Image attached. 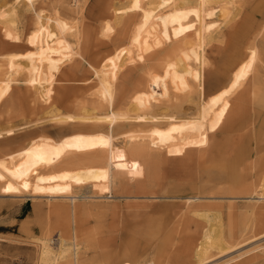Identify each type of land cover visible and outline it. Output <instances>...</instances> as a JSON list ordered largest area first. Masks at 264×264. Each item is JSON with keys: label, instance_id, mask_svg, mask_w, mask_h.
Returning <instances> with one entry per match:
<instances>
[{"label": "rangeland", "instance_id": "374dc122", "mask_svg": "<svg viewBox=\"0 0 264 264\" xmlns=\"http://www.w3.org/2000/svg\"><path fill=\"white\" fill-rule=\"evenodd\" d=\"M13 1L0 0V85L10 76L13 79L11 90L0 102V132L4 130L5 134L9 128L15 132L0 135V154L18 151L41 135L60 139L80 132L76 122L58 118L79 114L80 102H86L89 108L91 102L101 101L96 71L120 48L133 47L130 41L142 20V9H131L133 0H34L33 5ZM176 2L178 7L199 3ZM142 6L152 7L150 0H143ZM222 6L215 1L207 5L218 13L209 19L216 21V31L206 33L205 46L200 50L206 63L189 62L200 72L203 69L201 79L187 75V90L172 89L170 98L154 102L158 106H153L148 118L139 123L117 119L111 130L108 122L84 130L112 134L115 139L110 154L106 150L77 154L58 164L55 172L67 171L65 181L72 188L65 195H78L75 200L69 196L27 195L10 181L0 183V264H46L42 252L45 243L57 258L50 264H121L126 260L133 264H178L170 259L177 252L172 251L188 245L192 249L190 255L181 254L182 258L188 257L182 264H194V252L212 241L210 235L230 244L242 239L240 227L249 225L255 212L264 211V170L260 165L264 157V104L260 101L264 91V0H235L227 17L220 16ZM38 13H44V20L47 16L61 18L73 26L67 34L73 55L56 73L50 99L44 95V88L28 83L25 67L18 73L7 67L12 53L35 49L28 37L36 27ZM194 18L192 15L187 22L198 26ZM51 27L57 30L54 23ZM7 28L14 30L19 40L8 38ZM194 35L192 29L181 37L163 38L165 41L153 46L143 59L124 58L115 81L118 102L113 108L101 106L96 114L127 113L123 99L148 87L154 74L162 76L164 65L173 58L180 59L185 40ZM253 47L261 57L245 82L228 97L230 109L220 127L208 132L205 144L190 147L183 155H169L157 147L140 148L149 145L153 126L164 128L170 120L180 122L197 116L202 102L229 84L234 70ZM25 60L16 62L26 65ZM180 65L187 63L182 61ZM48 107H58L59 113ZM241 148L246 156L231 167L229 161ZM156 153L162 158L154 157ZM59 176L41 180L50 183L59 181ZM167 236L171 245L166 256L160 258L158 247ZM260 237L258 234L248 239L246 246L219 254L213 249V257L205 264H264V236ZM130 253L133 255L128 256Z\"/></svg>", "mask_w": 264, "mask_h": 264}, {"label": "bare ground", "instance_id": "6f19581e", "mask_svg": "<svg viewBox=\"0 0 264 264\" xmlns=\"http://www.w3.org/2000/svg\"><path fill=\"white\" fill-rule=\"evenodd\" d=\"M23 1L31 5L34 4V0H23ZM212 1L223 3V6L221 7L222 9L220 16L227 17L230 13L231 4L235 0H198L199 3H197L198 5L195 7H185V6L178 7L176 0H150V4L152 5V7L150 8L149 7L144 8L142 6L143 0H133V3L131 4L132 5L131 9L132 10L142 9V16H141L142 20L136 32L132 36V40L130 41L131 42L130 46L133 47L126 48L127 47L126 46L120 48L113 55H110L107 58H105L101 64V68L96 71V75L98 77V92H99L98 94L100 96L101 101L96 100L94 102H91V107L89 108L86 102H80L78 104V107L80 109L79 114H70L67 115L66 118H58L59 121H61V119L62 120L64 119L65 121L76 122L74 125L82 130L80 132L63 136L60 139H55L51 136L41 135L34 139H31L26 146L22 144L24 147L20 150L17 149L18 151L9 154H0L1 156L0 183L3 184V183H7V181H10L13 184V186L15 184L16 186L20 187L22 191H25L27 193V195H39V196L47 195L49 197L69 196L72 200H75V198L78 195L75 194L65 195L72 188H70V184L67 183V181H65L68 179L67 171L55 172V169H57L58 164L63 162L65 158H69L72 157V155L74 156L77 154L83 155L93 151L97 152V151H105V150L110 154V152L113 151V142L115 139V137L112 134H107L104 132H86L84 130L96 128L97 126L100 127L101 124L98 123H102V122H108L109 128L111 130L113 129L112 123L116 122L117 119H128L130 123L131 122L139 123L141 120L144 119V117H147L146 115L150 114V112L153 109V106H158L155 105L154 102L160 101L161 98H165L166 100L170 98L172 89L187 90L186 88H188L190 85L187 75H193L195 80L201 79V72L203 69L200 72V70L191 66L189 62L191 60H194L199 62L201 65H204L206 63V60L203 57L204 52L202 51L203 53H201L200 50L201 48L203 50L205 46L206 33L211 32L213 29L214 31H216L215 29L217 28L216 21H213L214 19L209 20L218 13V10L215 7L212 9L207 8L208 3ZM9 10H11V8ZM118 12H121V10H118ZM192 15L196 17L194 19H196L197 23L196 22L195 23L198 24V26L195 25L194 22L193 23L187 22ZM9 17L12 16L10 15ZM44 18H45L44 13L37 14L36 27L28 37V42L30 43L29 45L34 46L35 49L22 54L21 53L19 54V52L18 53L16 52L17 54L12 53L11 55H9L7 67H9V70L12 73L13 72L18 73V71H20L22 67H25L27 69L25 70L28 71V76H27L28 79H26L28 83H30L35 87H39V89L44 88L43 91L44 95L48 99H50L52 97L53 84L56 73L62 67L61 66L62 63L64 64V62H68V60L73 55L72 54L73 44L67 37L69 29L71 30L73 26H71L69 22L61 18H52L48 16L46 17V20H44ZM217 22L220 23V25L223 24L222 22L219 21ZM53 23L57 27V30L51 27ZM192 29H195V35L194 37H191L190 39L187 38L185 40L184 43L185 45H183V48L181 50L182 52L180 59L173 58L170 61H168L164 65V74L162 76L159 75L155 76L154 74V76L150 79V84L148 87H144L140 91L137 90L138 92L135 93V95L129 99L128 98L123 99L124 101L123 103L127 106L126 107L127 113L118 115L116 112L111 111L109 114L106 115L96 114L97 109H99L101 106L107 105L108 107L113 108L118 102L117 100L118 98L116 95L117 93L115 91V81L117 79L118 72L122 66L121 64L124 58L128 60H134L135 57H138L139 59H143L144 54L146 52H149V50H151L153 46L155 45L158 46L162 42V40L164 42L165 40L167 41V39L171 40V37L173 38L181 37L187 34V32L191 31ZM5 31H6V36L8 38L11 39L18 38L15 35L14 30H12L11 28L10 29L7 28L5 29ZM220 31L221 30H219V32ZM260 55L261 54L256 47L251 48V52L248 58L245 61H243V63H241L234 70L233 77L229 82V84L225 87H220L216 89L214 91V94L212 96H209L210 98L207 101L205 102L203 101L202 102L203 104L200 107V112L198 111L199 114L197 116L195 115V117L192 118H190L191 116H189L187 117V119L184 118V120L182 121L180 120V122H177L176 120H170L168 121L169 122L168 126L164 128L156 125L153 126L150 130L151 134L149 136L150 137L149 145L148 146L143 145L140 148L142 149L144 148V150H148L150 147L151 148L157 147V148L165 149L167 154L169 155H183L188 148L195 146L199 147L205 144L207 142L208 132L216 130L217 128L220 127L222 120L225 118V116L227 115L230 109L231 101L228 99V97L238 87H240L243 82H245V79L252 72L254 64L261 57ZM22 58H25L27 60V61L25 60L26 65H24L23 63L24 66L16 62L17 59H22ZM182 61L186 62L187 65L184 66L185 65L184 63L183 65L184 67H181L182 65H180V62ZM10 77L7 80L4 79L5 81L3 85H0V102L3 99V97L11 90V87L13 85L11 81L13 79H10ZM16 80L17 79H15V81ZM26 80L24 81L22 80V81L25 83ZM220 85H222V83ZM43 99L41 97V100ZM260 101L262 104H264V91L260 96ZM43 103H47V102H43ZM52 109L50 108L51 111ZM133 112H135V115L133 114ZM48 113L47 116L49 115ZM153 116L158 118L162 117V116H158L157 114ZM163 116H167V115H163ZM36 123H38L37 120ZM70 125L72 124L70 123ZM21 126L19 127L22 128ZM27 126L28 125H26V127ZM5 128L7 129V127ZM3 132L4 130L0 132L1 136H4L5 134L11 135L15 132V129L9 128L8 130H6L5 134ZM127 140H129V138ZM155 156L158 158V160L162 158V154L160 153H156V155L154 154V157ZM244 156H246V152L244 151V149L242 148L238 149V153L236 154L235 159L234 160L231 159V161H229V163H231V167L232 166L234 167V165L237 162H239ZM260 159H261L260 165L262 168L261 170H264V157ZM149 164L154 166L150 162ZM57 175H60L59 181L46 183V182H42L43 180H41L46 178H53ZM105 177H107V175ZM100 224L102 223L100 222ZM248 229H250L249 231H252L255 234L252 233L253 234L252 236H246L245 232H249ZM241 234H244L243 237H240L242 239L241 240L239 239L240 241L234 242L233 244H230L227 241L224 242L223 239L220 240L219 239L220 237L214 238L212 235H210L209 239H211L212 241H208V243L203 244L199 250H196V252H194V258L197 259V261L194 264H203V263L205 264L210 257H213L212 254V252H214L213 249L217 250L218 253L216 254H219L222 253V251H224L225 249L230 250L232 248L238 249L242 247L241 245H245L248 239L250 238L252 239L256 237L258 234H261V237L262 235L264 236V211L255 212L250 217V224L243 225L240 227V235ZM170 245H171L170 236L164 237L162 243L158 247V255L160 258L166 256V253ZM191 249H192L191 245L179 247L178 249L176 248V250L172 251V253L177 251L174 255H172L175 257H171L170 259L171 260L174 259V261L178 262V264H182L188 260V257L182 258L181 254L188 255L189 250ZM42 250H43L42 251L43 258L46 264L53 263L57 259L52 256L53 252L48 244L45 243L44 248ZM130 255L132 256L133 254L130 253L128 256ZM110 259L111 261H114L116 258L113 255H111ZM121 264H133V263L129 260H126ZM166 264H169V262L168 263L166 262ZM213 264L215 263L213 262Z\"/></svg>", "mask_w": 264, "mask_h": 264}]
</instances>
